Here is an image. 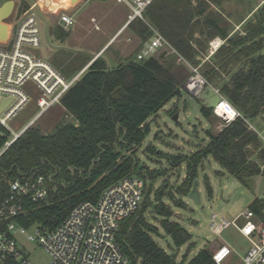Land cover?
I'll return each instance as SVG.
<instances>
[{"label": "trees", "instance_id": "trees-1", "mask_svg": "<svg viewBox=\"0 0 264 264\" xmlns=\"http://www.w3.org/2000/svg\"><path fill=\"white\" fill-rule=\"evenodd\" d=\"M225 1L153 0L143 13L144 21L135 19L127 25L141 44L154 29L193 65L206 53V43L214 38L223 40L224 44L208 58L201 75L206 85L218 88L221 97L241 115L218 132L205 130L207 143L190 155L168 157L173 168L185 165V176L173 189L165 183L156 192L150 187L136 213L122 222L117 240L129 264H215L212 255L220 246L217 242L207 243L187 262V255L178 263L175 255L165 253L152 238L158 237L159 232L146 220L147 211L151 209L160 218V229L177 249L187 244L189 251L193 247L189 243L191 235L170 221L173 211L164 201L185 209L174 192L180 197L188 195L197 179L198 167L208 157L242 184L262 175L260 165L252 158L257 156L264 163L263 144L250 125L264 121V2L247 20L245 16L238 22L243 26L240 33L233 32L232 23L212 9ZM27 7L23 0L17 13ZM54 33L60 40L68 36L59 28ZM140 49L141 45L135 52ZM124 61L114 68L100 56L65 58L59 62L65 67L61 74L66 79L87 66L60 99V107L72 121L47 133L29 126L0 155V201L9 193L7 181L20 174L35 171L52 179L46 199L37 203L26 201L17 224L53 229L75 206L96 203L104 189L121 179L138 175L145 181L146 176L160 174L141 167L136 153L150 133L149 119L180 95L181 83L170 68L153 56L140 62L130 56ZM228 72L231 76L222 79V74ZM212 112L213 107L200 108L208 122ZM10 138V132L0 127V150ZM146 151L154 152V148L146 147ZM204 186L211 198L212 189L206 177ZM152 194L157 203L150 199ZM263 202L255 199L249 210L261 217Z\"/></svg>", "mask_w": 264, "mask_h": 264}, {"label": "rangeland", "instance_id": "rangeland-1", "mask_svg": "<svg viewBox=\"0 0 264 264\" xmlns=\"http://www.w3.org/2000/svg\"><path fill=\"white\" fill-rule=\"evenodd\" d=\"M2 1L0 0V3ZM10 1L14 2L13 12L16 11L15 13H17V9L21 7L23 0ZM47 2L49 5L55 4V0H47ZM263 2L264 0H227L219 8L213 7L212 9L220 11L224 18L232 23L233 32L241 33L243 26L238 25V22L245 16V20H247ZM48 4L44 7L51 11ZM129 13L125 5L115 2V0H82L80 5H77L72 12L75 23L68 27L69 36L62 42L53 38V34L50 32L51 28L48 29L45 18L38 17V23L42 30V42L40 47L34 50V53L50 62L63 74L65 67L60 65L59 62H62L65 58L70 60L73 57L86 56L85 53H92L97 46L105 42L104 32H110L118 28L122 20L127 19ZM92 17L95 18L96 23L90 20ZM95 25L99 28L96 29ZM127 31L122 35L118 34L115 43H109L101 52L104 53L102 57L110 68L116 67L120 62H125L124 58L112 57L117 54L116 47L118 43H126V50H131L134 47L136 40L129 36ZM153 35L154 33L144 44H141L139 51L131 55L132 59L140 62L153 56L159 59L164 66L170 68L181 83L180 95L170 100L155 116L149 119L150 133L136 153V158L141 167L160 173L154 174L155 176H146L145 179L146 190L151 187V191L156 192L164 183L173 189L182 183L185 176V165L181 164L179 168H173L168 157L190 155L206 144L205 140L203 141L205 130L210 129L218 132L222 129H220L221 120L213 112L209 122L200 113L201 106L214 107L219 101V97L212 90H218V88H215L214 85L205 84L206 86L203 85L199 93L194 95L185 91L183 86L196 74L202 77L201 74L208 58L224 44V41L214 38L206 43V53H202L197 58L198 64L193 65L180 57L168 43L152 54L147 52V48L143 50V45L149 44ZM215 42L217 43L214 45ZM137 43H141L138 38ZM105 49L107 50L104 51ZM67 54H69V57H67ZM230 76L231 73L229 72L222 74V79L227 80ZM26 90L29 95L28 103L13 118L7 121V127L11 134L10 139H12L13 133H19L29 126H34L47 133L54 131L59 124L65 121H72V118L60 105H53L43 114H38L39 109L35 104L36 96L31 87L27 86ZM175 115H177L176 120L173 119ZM251 126L259 132L264 131V121L262 120L256 121ZM262 135L263 137L259 138L264 149V134ZM149 146L154 148V152L146 151V147ZM252 160L260 165L262 175L247 179L245 185L228 175L212 158L208 157L198 167L196 180L198 181L197 189L200 203L194 204L187 196L180 197L175 192V197L181 198V201L186 205L185 209L174 207L168 200L164 201L173 211L170 221L178 223L191 235L189 243L193 244V247L189 251H187V244L179 249L174 246L171 239L160 229V218L155 217L152 210L149 209L145 218L150 225L158 229L159 236H152L158 247L168 255H175L176 261L179 263L185 255H187L186 262L189 261L201 249H204L207 243H224L233 250V254L225 264H241V257L247 248L246 240L232 228L224 231L220 236H214L208 231V221L212 213L232 219L237 214L247 211L255 199L264 200V163H261L257 156L253 157ZM217 172H221V174L217 175ZM205 177L212 189L211 198L208 197L205 190ZM150 199L152 202L157 203L153 194ZM31 233L32 231L27 232V234ZM17 245L22 256L33 264H48V254L37 243L18 237Z\"/></svg>", "mask_w": 264, "mask_h": 264}, {"label": "built area", "instance_id": "built-area-1", "mask_svg": "<svg viewBox=\"0 0 264 264\" xmlns=\"http://www.w3.org/2000/svg\"><path fill=\"white\" fill-rule=\"evenodd\" d=\"M152 1L115 0L128 8L130 13L127 24L135 19L144 21L143 13ZM27 4L28 7L22 13L17 14L15 11L6 21L8 36L5 41H0V102L9 101L0 113V127L7 130V121L29 101L27 86L31 87L36 96L38 114H43L53 105H60L62 96L87 68H83L71 79H66L50 62L34 53L42 42L38 17L45 5L44 0H34ZM56 17L55 27L64 32L75 23L73 15L64 11H57ZM151 30L154 35L146 47L150 54L167 45L158 32ZM195 77L199 78V85L189 89V81ZM195 77L185 83L186 90L194 95L207 84L198 74ZM212 90L219 97L213 113L221 120V129L241 115L236 110L232 116L228 115L230 104L217 89ZM222 110L226 114H222ZM250 128L259 137H263L264 131L259 132L251 125ZM21 133H13L12 139L0 150V155ZM51 181L50 177L35 171L7 181L9 193L0 201V264H33L22 256L17 245L18 237L41 246L49 256L48 264H129L118 243L117 234L122 222L139 209L146 191L145 181L138 175L121 179L104 189L96 203L83 202L75 206L53 229L17 224L16 219L24 212V203L44 201ZM230 228L249 244L241 257V264H264V202L261 217L249 209L232 219L216 213L210 215L208 231L212 235L220 236ZM28 231L32 233L27 234ZM232 254L233 250L221 243L213 253L212 260L215 264H225Z\"/></svg>", "mask_w": 264, "mask_h": 264}, {"label": "crops", "instance_id": "crops-1", "mask_svg": "<svg viewBox=\"0 0 264 264\" xmlns=\"http://www.w3.org/2000/svg\"><path fill=\"white\" fill-rule=\"evenodd\" d=\"M27 1V0H26ZM75 1V2H74ZM82 0H55V4H51L49 5L47 0H44V5L46 6V4L49 5V9H51V11L47 10L45 7H43V9H41L39 11V17H43V19L45 18L46 22H47V26H48V29L51 28V34H53V38L59 40V41H63V40H60L59 37L54 33L56 27H55V23H56V20H57V17H56V12L58 11H64L65 13H70L72 14L74 8H76L77 5H80V2ZM29 2V0H28ZM31 2V1H30ZM74 2V3H73ZM73 3V5H71ZM55 5V6H54ZM58 5V6H57ZM71 5V6H70ZM70 6V7H69ZM73 15V14H72ZM128 16V15H127ZM128 19V18H127ZM127 19H123L122 20V23L118 26V28L108 32H104V35H105V42L100 44L99 46L96 47V49L92 52V53H85L84 55L86 56H89V57H93L94 59L97 58V57H102V55L104 53H101L103 51V49L111 42H113L112 44L115 43L116 41V36L118 34H123L124 32H126L128 30L127 28ZM91 21H94L95 22V18H91L90 19ZM239 25V24H238ZM95 28L98 29L99 27L97 25H95ZM63 31V30H62ZM68 32V36H69V31ZM127 34L131 37H133L136 41L134 43V47L131 49V50H126V43H118L117 47H116V55H113L112 57L114 58L117 57L118 59H127L128 57H130L136 50L137 48L141 45V43H137V37L130 31L128 30L127 31ZM68 36L66 38H68ZM217 40H221L220 38H216ZM148 44H145L143 45L144 48L143 50L147 47ZM142 46V47H143ZM108 48V47H107ZM107 49H105L104 51H106ZM87 67V66H86ZM24 130V129H23ZM21 130V132L23 131ZM19 132V133H21ZM207 139L205 138V143ZM259 176V175H258ZM247 243V248L246 250L248 249L249 247V244L248 242L246 241ZM245 250V251H246Z\"/></svg>", "mask_w": 264, "mask_h": 264}, {"label": "water", "instance_id": "water-1", "mask_svg": "<svg viewBox=\"0 0 264 264\" xmlns=\"http://www.w3.org/2000/svg\"><path fill=\"white\" fill-rule=\"evenodd\" d=\"M14 9V2L13 1H6L4 4L0 6V41H5L8 36V27L5 24L6 21L11 17ZM184 90H186L185 85L183 86ZM188 92V91H187ZM9 103L8 100H4L0 102V113L4 109V107ZM174 120L177 119V115L173 117ZM205 139H203L204 141ZM198 181L194 180L190 192L188 193L187 197L194 203H200V196L197 189Z\"/></svg>", "mask_w": 264, "mask_h": 264}, {"label": "bare ground", "instance_id": "bare-ground-1", "mask_svg": "<svg viewBox=\"0 0 264 264\" xmlns=\"http://www.w3.org/2000/svg\"><path fill=\"white\" fill-rule=\"evenodd\" d=\"M76 1H78V0H76ZM74 2H75V1H74ZM74 2H73V3H74ZM73 3H72L71 5H73ZM71 5H70V6H71ZM70 6H69V7H70ZM198 85H199V78H198V77H195V78H193V79H191V80L189 81L188 88H189V89H192V88H194V87H196V86H198ZM221 113H222V114H226V112L223 111V110L221 111Z\"/></svg>", "mask_w": 264, "mask_h": 264}, {"label": "clouds", "instance_id": "clouds-1", "mask_svg": "<svg viewBox=\"0 0 264 264\" xmlns=\"http://www.w3.org/2000/svg\"><path fill=\"white\" fill-rule=\"evenodd\" d=\"M226 102H227V101H226ZM234 110H235V109L230 105V107L227 108V114L230 115V116H232V113H233Z\"/></svg>", "mask_w": 264, "mask_h": 264}, {"label": "flooded vegetation", "instance_id": "flooded-vegetation-1", "mask_svg": "<svg viewBox=\"0 0 264 264\" xmlns=\"http://www.w3.org/2000/svg\"><path fill=\"white\" fill-rule=\"evenodd\" d=\"M6 1H8V0H3V1L0 3V6H1L2 4H4Z\"/></svg>", "mask_w": 264, "mask_h": 264}]
</instances>
